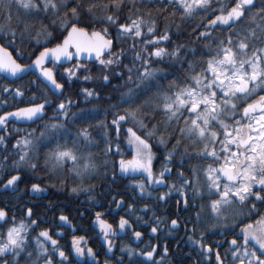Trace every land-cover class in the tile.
<instances>
[{
    "label": "snow or ice",
    "instance_id": "snow-or-ice-1",
    "mask_svg": "<svg viewBox=\"0 0 264 264\" xmlns=\"http://www.w3.org/2000/svg\"><path fill=\"white\" fill-rule=\"evenodd\" d=\"M167 2L178 5L177 10L182 9L181 21L199 16L201 12L205 14L207 24L205 25L203 20L201 21L205 30L198 31L197 26L193 28V33L196 34L195 39L204 42V48L208 50L209 54L207 60H189L188 54L191 53L192 56H195L197 50L188 48L182 43L175 44L171 51L160 46L162 42L172 43L173 25H175V35L179 39L181 25L175 24L174 21L169 23L167 17H164L166 23L163 31H158L157 20L152 17L151 12L147 14V19L144 15L138 14L139 8L135 0H0V8L3 9L2 14L6 20L5 24L0 25V38L7 40V44L0 43V72L16 76L34 67L40 71L44 81L50 84L52 89L63 95L64 84L57 82L53 69L45 67V63L48 61L54 63L70 61L74 57H80L82 53H87L89 57L94 54L95 60L104 70L110 69L112 65L119 66L123 50L120 53H113V39L109 38V27L116 26V39H130L131 47L135 52L132 66L125 65L127 69L125 86L128 87V91L121 93L119 103L116 104L112 103V100L116 99L115 97L105 96L102 91L84 88L82 92L86 100L108 104L111 109L121 108L125 104L129 105L124 108L123 114L118 111L114 112L111 126H114L117 140L123 123L127 121L138 125L139 130L143 133L142 138L133 127H127V143L134 147V155L131 160H119L120 172H140L146 174L149 184L164 183L165 172H170L171 169L166 167L159 173V177L154 176L152 145L149 143L153 137L158 138L159 144L164 146L175 139L172 151H169L166 156L169 161L181 149V163H183V156H188L190 160L211 157L218 166L214 167L213 164H209L203 170L204 185L207 187L209 198L212 197L213 192L218 196V198L211 199L209 206L211 213L218 218L227 219L221 209L238 205L241 208L238 215L251 221H241L243 227L240 228L238 238L242 239L243 243L239 244L238 239H232L230 242L232 247L229 251L239 264H264V211H262L264 209V0H259V6L257 0H231L230 4H221L218 10L219 14L214 18H207L208 12L217 11L212 0H167ZM13 7L17 10L15 26L12 23ZM125 8L128 9L129 15L125 17L126 22L121 23V12ZM20 9L24 10L25 16L37 14L34 19H39V28L35 23L21 19ZM40 13H43L44 17H49V15L52 17V27L54 29L58 27L59 35H54L53 31L49 30V25L39 17ZM175 14V12L170 13L172 16ZM98 24L104 26L100 30H96ZM220 25L228 26L227 29L222 30L227 34L221 37L213 36L212 31L208 29L214 30ZM145 27L146 32L144 31ZM17 31L21 43H24L27 37L29 42L35 40L36 44L42 47L31 63L18 62V60L22 61V53L17 50L18 54L14 57L13 52L9 50V46L16 43ZM33 31L36 33L35 36L32 35ZM53 41L59 42L55 43L54 47H49L48 45ZM137 41H142L143 46L139 49H137ZM149 46H152V51H149ZM72 49L74 52L71 51ZM106 55L107 59L104 58ZM153 58L156 61H164L167 58L173 64L179 65V70L183 73L182 77H177L169 83L167 92L161 97L166 127L164 132L159 135L157 124H152L151 128L148 125L155 119L152 112L160 108L161 104L148 100L141 102L140 93L137 91L139 89L142 92L144 87L156 78L157 73L162 71L159 68L151 67ZM137 62L140 64L139 68L136 67ZM185 64H187V68H184ZM197 65H199V70H197ZM81 67L83 66L78 63L74 69H65L68 79L71 80L75 77ZM113 72L116 76L124 79L123 72H115L114 69ZM134 72L136 73L135 79L133 78ZM83 79L88 81L92 77L85 75ZM101 81V87L112 84L108 74H102ZM4 91H8V89L5 88ZM15 94L20 97L24 95L19 89ZM48 103L49 101L45 99L44 103L0 115V126H5L12 117L27 120L39 117L43 114L45 105ZM72 103V100L68 99L66 103L58 104V110L66 118ZM238 107L242 109L241 119L233 120L229 124L227 118L234 117ZM108 110L104 109L105 112ZM185 112L188 115L183 121L184 126L179 127L180 117ZM76 115L74 113L73 117L75 118ZM173 121L176 122L177 127L172 128V131L169 132L168 127L172 125ZM98 126L105 130L109 128V125L104 121H101ZM52 127L60 128L63 125H53ZM40 135L43 137L45 133L41 132ZM89 135L87 128L81 129L77 133V140L79 137H83L85 141L91 143ZM105 136H107V131ZM77 140L73 141L71 148L67 145H57L45 160V167H51L53 170L61 169L70 161L73 170H75L80 160L77 151L74 150ZM185 141L190 142L193 148L197 143L202 144L203 147L200 151L189 154ZM4 143V137H0V144ZM107 143L105 155L111 151V142L107 141ZM31 144V140L24 138L14 145L15 148L20 149L19 158L18 160L14 159L11 164L15 174L9 173L10 178L6 182H3L0 177V183H3L4 190L12 189L13 192L18 190V185L22 182L20 169L24 165L33 170L37 168V164L29 159ZM217 144H219V150H217ZM119 150V144H117L116 151L119 152ZM7 160L8 157L5 156L4 161ZM106 164L107 161H105V166ZM8 167L7 163H0V172ZM97 167L98 165L91 157L83 165L85 172H95ZM198 167L199 165L192 167L191 174L195 183L186 178L182 180V186L192 187L194 197L203 195L199 183ZM76 174L81 175L79 171ZM179 175L183 177L184 173L180 172ZM51 187H55V185H51ZM135 187L140 190V195H151L144 183H139ZM175 187V185L171 186L172 189ZM47 190L39 183L31 184V191L34 193H43ZM80 190L91 191L92 187ZM77 191L76 188L72 189L73 193ZM177 191L179 190L177 189ZM166 195L170 196L171 190ZM180 195L184 197L183 205L187 209L189 206L187 195L182 191ZM113 199L115 200V197ZM165 199V195L158 197L160 201H165ZM257 202H259V207ZM123 203L122 199L117 201V207ZM244 207L248 208L247 213L242 211ZM201 211H203V205H201ZM27 215L32 217V208L27 209ZM96 215L105 237H107L111 232V225L100 220V213ZM200 215L201 212L196 213L197 220ZM6 217L7 212L0 208V221L5 220ZM60 220L67 222L68 218L61 215ZM156 220L157 224L165 222L160 217H156ZM36 223V220H31L32 225ZM126 226H130L129 221L121 218L120 229L123 230ZM180 227L178 219L170 220V231L178 230ZM25 228L26 225L21 222L19 226L13 223V226L7 229L6 239L0 242V264H19L22 253L25 254L30 264H38L41 256L44 258L43 264H53V258L49 254L46 241L51 243L53 252L58 251L62 260H67L65 253L59 250L58 241L53 239L47 230L40 231L36 238V246L39 251L36 259L33 260V252L27 249ZM158 230V226H152L151 234L155 236ZM133 235L137 240H141L142 233L140 231H134ZM41 237L43 240L40 239ZM188 240L200 245L205 253L212 252V249L203 246L201 241H194L191 236L188 237ZM73 246L76 247L78 255H83L84 250L77 245L75 240ZM109 250H111L110 241ZM156 250V246L151 243L145 250L139 252L126 249L129 254V264H147V262L158 264L154 260ZM87 254L95 257L92 249H88ZM167 254L168 249L165 247L164 255ZM133 257H137V259H133ZM139 257L143 259H139ZM215 259L217 264H223L219 252H216ZM161 260H163V256Z\"/></svg>",
    "mask_w": 264,
    "mask_h": 264
},
{
    "label": "trees",
    "instance_id": "trees-1",
    "mask_svg": "<svg viewBox=\"0 0 264 264\" xmlns=\"http://www.w3.org/2000/svg\"><path fill=\"white\" fill-rule=\"evenodd\" d=\"M212 2L217 11L208 12L207 18H214L215 15L219 14L218 10L221 4H230L231 0H212ZM135 3L139 8L138 14L144 15L145 19H147V14L151 12L152 17L157 20L159 26L158 31L160 32L163 31L164 24L166 23L164 17H167V22L169 23L174 21L175 24L181 25V35L179 39H177L175 35V25H173L172 43L162 42L160 46L166 47L171 51L175 44L182 43L187 45L188 48H195L197 50V55L195 56H192L191 53L188 54L189 60L202 61L209 58L208 50L204 48V42L195 39L196 34L193 33V28L197 26L198 31L205 30L204 26L201 24L202 20L203 24H207V19L203 12L192 19L186 18L184 21H181L180 14L182 9L177 10L179 6L169 4L167 0H135ZM257 5L259 6V0H257ZM161 6H163V8H161ZM16 11V8L13 7V26H15L16 23ZM19 11L21 19L35 23L36 27L39 28V19H34L37 14L25 16L23 9ZM2 12L3 9L0 8V25L6 23ZM171 12H175V16L170 15ZM38 15L44 20V23L49 25V30L53 31L54 35H59L60 30L58 27L56 29L52 27V17L50 15L49 17H44L43 13ZM127 15H129V12L128 9L125 8L121 12V23L126 22L125 17ZM133 18H135V16H133ZM103 26L104 25L98 24L96 30H100ZM227 28V25H220L214 30L211 28L208 30L212 31L213 36L221 37L227 34L222 31ZM144 31H147L146 27ZM116 33V26H110L109 38L113 39L112 52L120 53L121 50H123L119 66L112 65L110 69L104 70L98 61L95 63L73 61L63 67H58L54 64L51 65L57 82L64 84V92L59 99L52 96L34 73H31L16 83H8L4 77L0 76V113L37 104L45 101V99L54 101V105L48 109V115L40 122L27 126L13 124L12 126L6 127L0 133V137H4L5 141L4 144H0V163H7L9 165L6 170L0 172V177H2L3 182H6V180L10 178L9 173L15 174L11 164L14 159L18 160L19 158L20 149L14 147L17 141H21L24 138L32 141L29 147V159L37 164L35 170L29 168L27 165H24L23 168L20 169L22 182L19 183L16 192L11 190L9 192L0 193V208H3L7 212L6 219L0 221V242L6 239L7 229L12 227L13 223L19 226V224L23 222L26 225L24 235L27 238V249L33 252L32 259L35 260L39 251L35 249L37 248L36 238L40 231H49L53 239L57 240V201L60 199V197L58 198L59 194L64 196L69 194L73 188H76L78 190L76 196L71 197L76 201L75 203L71 201L76 205V210L75 213L69 214V216L70 221L76 225L77 231L75 234L77 236H81L80 234H84L90 229L93 216L95 217L97 213H102L104 218L110 221L112 225H117L115 223L116 217L111 214V210L114 208L116 201L122 199L125 203V208L123 211L119 212V215H122L123 218L128 220L132 227L140 231L144 237L143 243L137 248L133 247L130 241L126 239V245L130 246V249L139 252L145 250L151 243V245L157 248L156 253H154V260L157 261L158 264H217L215 259L216 252H219L223 264H239L229 251L232 247L230 242L232 239H238V243L242 244V239L238 238L240 228L243 227L241 221H251L246 220L244 216L238 215L241 211L238 205L227 207L225 213L223 209L221 210L227 219L218 218L211 213L209 207L211 199L218 197L214 196L209 198L207 196L203 170L206 169L209 164H213L214 167L218 165L215 164L210 157L207 159L196 158L190 160L188 156H183V163H181V149L178 150L174 154V158L169 161L166 159V156L169 151H172V145L175 144V139H172L167 143V146H164L159 144L158 138L153 137L149 140V143L152 145V170L154 176L159 177V173L166 167L171 169L170 172H165L164 183L149 184L146 179V174H144L145 177L134 181L124 180L119 177L117 173L119 160L132 159L134 155L133 146L127 143V127H133L142 138L143 133L132 121H127L123 123L120 129L119 139L117 140L114 126H111L114 112L118 111L120 114H123L124 108L129 107V105L125 104L121 108L111 109L108 104L90 99L86 100L82 92L84 88L102 91L105 96L110 95L115 97L116 99H113L112 103L116 104L119 103L121 93H126L128 91V87L125 86L127 77L125 65L132 66L135 52L131 47L132 41L130 39L117 40ZM35 34V31H33L32 35L35 36ZM57 42L59 41H53L48 46L53 47ZM0 43L7 44V40L0 38ZM142 46V41H137V49ZM9 50L13 52L14 57L17 56L18 51L22 53V61L18 60V62L27 64L31 63L39 50H42V47L41 45H37L35 40L29 42L27 37L25 38V42L21 43L19 32L17 31L16 43L15 45H10ZM152 50V46H149V51ZM104 58L107 59V55ZM78 63L83 67L80 68L75 77L69 80L65 69H74ZM204 66L206 67V65ZM136 67H140L139 62L136 63ZM151 67L159 68L162 71L157 73L156 78L144 87L142 92L139 89L137 91L140 93L141 102L148 100L150 102L157 101L161 104L160 108L152 112L155 119L148 125L149 128H151L152 124H157L159 135V133L164 132L166 127L164 123L166 117L163 114L161 97L167 92L169 83L177 77H182L183 73L179 70V65L173 64L167 58H165L164 61H156V59L153 58ZM184 68H187V64L184 65ZM85 69H87V71H85ZM113 69L115 72H123L124 79L116 76ZM142 70L141 68V71ZM197 70H199V65H197ZM102 74H108L110 76L112 81L111 86L101 87ZM85 75H90L92 79L88 81L84 80L83 77ZM135 77L136 73L134 72L133 78L135 79ZM4 86L17 88L22 91L24 95L21 99H16L12 97L11 94L4 93ZM33 97H35V99H33ZM68 99H71L73 103L66 118L58 110V104L60 102L66 103ZM104 109L109 110L105 112ZM74 113L77 114L75 118L73 117ZM187 115L188 113L185 112L184 115L180 117L179 127L184 126L183 121ZM241 116L242 109L238 107L237 114L234 117L227 118V122L231 124L233 120H240ZM101 121L109 125L107 130L98 126ZM53 125H63V127L53 128ZM174 127H177L175 121L168 127V131L171 132ZM84 128H87L90 134L89 139L91 143L85 141L83 137H79L77 140L78 131ZM106 131L107 136H105ZM41 132L45 133L43 137L40 135ZM165 135L167 136V134ZM74 140H77L76 149L74 150L77 151V155L80 157L75 170H73V165L70 161L61 169L53 170L51 167H45V160L48 158L51 151L56 149L57 145H67L71 148ZM107 141L111 142V151L105 155V150L108 147ZM117 144H119V152L116 151ZM185 144L188 145L189 154H194V152L200 151L203 147L202 144L197 143L193 148L188 141H185ZM128 145L131 148L130 152L128 150ZM216 147L217 150H219V144H217ZM5 156L8 157L7 161H4ZM89 157L98 165L95 172H85L83 169V165ZM105 161H107L106 166ZM196 165H199L197 171L200 177L199 183L202 187L203 195L194 197L192 187L182 186V180L186 178L195 183L191 173L192 167ZM77 171H79L81 175H77ZM180 172L184 173L183 177L179 175ZM113 177H115V179H113ZM131 182L144 183L147 187V191L151 195H140V190L137 189V187L129 185ZM32 183H39L41 187H46L49 193L48 196L43 199L31 198L29 196V189ZM51 185H55V187H51ZM172 185L176 186L175 189L171 188ZM2 186L3 183H0V189ZM90 186L92 187L91 191L80 190L88 189ZM177 189L179 191H177ZM170 190L171 195H166ZM181 191L185 192L187 195L189 201L187 209L184 208V197L180 195ZM161 195L166 196L165 201L158 200V197ZM113 197H115V200ZM68 200L70 199L68 198ZM178 201L179 203H177ZM201 205H203V211H201ZM257 206L259 207V202H257ZM28 208H32L33 210L32 217H28L27 215ZM145 209H147V211H145ZM242 211L247 213L248 208L244 207ZM262 211H264V209H262ZM197 212H201L199 220L196 218ZM138 217L140 219H137ZM156 217L162 218L165 222L157 224ZM171 219L179 220L181 227L178 230L170 231ZM31 220H36L37 223L32 225ZM152 226H158L159 229L155 236L151 234ZM193 228H195V231H193ZM61 229L68 230L69 228L61 225ZM189 236H191L194 241H201L202 245L211 248L212 252L205 253L200 245L188 240ZM40 239L43 240L42 237ZM45 243L48 246L49 254L53 258V264H62L57 263V255L55 256V252L52 251V247L49 243L47 241ZM93 246H95V244H93ZM165 247L168 249V254L166 256L164 255ZM101 248L102 247L99 246L94 247L95 250H103ZM242 251L243 249L241 248V252ZM21 256L22 258L19 264H30L25 254L22 253ZM162 256L163 260H161ZM43 259L44 258L41 256L38 264H43ZM133 259H137V257H133ZM139 259L143 258L139 257ZM103 262H107V264H119L118 259L114 257L112 259L103 258ZM70 264L75 263L72 261ZM122 264H129V256L127 254L125 262ZM147 264H151V262H147Z\"/></svg>",
    "mask_w": 264,
    "mask_h": 264
},
{
    "label": "flooded vegetation",
    "instance_id": "flooded-vegetation-1",
    "mask_svg": "<svg viewBox=\"0 0 264 264\" xmlns=\"http://www.w3.org/2000/svg\"><path fill=\"white\" fill-rule=\"evenodd\" d=\"M8 83H10V82H8ZM5 88L8 89V91H4L5 94H11V96L16 98V99L22 98V97L17 96L15 94L17 88H13V87L11 88V87L4 86V89ZM5 113H7V112H5ZM5 113H0V115H4ZM12 125L13 124H9L8 126H12ZM67 196H69V197H67ZM75 196H76V193H73L72 191L69 192V194H66L64 196H62L61 194H59V196H58V198L60 197V199H59V201H57V221H58V223H57V226H58L57 227V241L59 244V250L63 251L65 253V255L67 256V260H62V258L59 256V252L57 251V252H55V256L57 255V263L70 264V262L73 261L76 264V261L73 258V255L71 253V244H72V241L74 239L84 238V241L81 243L80 247L84 250L83 256H84L85 261L87 259V250L92 249L93 253L95 254L94 258L100 260L101 264H104L103 258L106 257V250H105V248H104V246L100 240L102 234H98V233L93 232L91 230V224H90V229H88V231H86L84 234H80L81 236H77L75 234L77 231V228H76V225L70 221V216H69V214L75 213V210H76L75 209L76 205L73 204V202H71V201H74V203L76 202L75 200H73L71 198V197H75ZM68 198L70 200H68ZM101 214L102 213H100V215ZM61 215L66 216L68 218L67 222L60 220ZM94 218L95 217L93 216V219ZM121 218H123L122 215L119 217L117 216L115 218L116 219L115 223L117 225H112L110 222H108L109 225L111 224V227L113 229V233H115V234L114 235L112 234L111 236L106 237V239L111 242V246H113L115 244L117 247L116 251L114 252V258L118 259L119 264H121V261H122V263L125 262L126 254L124 252H121V247H123V245L126 243L125 240L128 239V241L131 242L133 232L138 231L134 228L132 231L126 230L125 238L117 239L115 235L118 233L119 221ZM61 225H64L65 227H67L69 229L68 230H62ZM48 243L51 246V243L50 242H48ZM92 243L95 244V246H93ZM96 246L102 247L101 249H103V250H95L94 247H96ZM85 264H86V262H85Z\"/></svg>",
    "mask_w": 264,
    "mask_h": 264
},
{
    "label": "water",
    "instance_id": "water-1",
    "mask_svg": "<svg viewBox=\"0 0 264 264\" xmlns=\"http://www.w3.org/2000/svg\"><path fill=\"white\" fill-rule=\"evenodd\" d=\"M71 51L74 52V49H72ZM73 61L83 62V63H95V62H97L95 60V55L94 54L91 57H89L87 53H82L80 57H78V58L74 57L70 61L64 60L61 63H54L52 61H48V62L45 63V67L49 68L50 64H54L56 66L63 67V66H66V65H68L69 63H71ZM31 73H35L38 76V78H39V80H40V82L42 84H44V85L47 84V82L44 81V78L41 76L40 71L38 69L34 68V67L32 69H30L29 71L24 72V73H20V74H18L16 76H12L9 73H3V72H0V76L5 77L9 82H17L18 80L27 77ZM47 89L55 97H58V98L62 97V95L59 92H56L54 89H52V86L50 84H47ZM54 92H55V94H54ZM52 105H53V102L49 101V103L45 105L43 114L41 116H39V117H34L32 120H27V119H23V118L16 119L14 117L10 118L5 126H0V133L9 123H13V124H16V125H19V126H23V125H29V124H33V123L39 122L40 120H42L46 116V114H47L46 109L52 107ZM16 111L17 110L12 111V112H16ZM118 174H119V176L121 178L131 179V180L139 179L142 176L140 172H137V173H131V172H129V173H121L120 170H119V166H118ZM11 190L12 189L4 190L3 186H2L1 189H0V193L9 192ZM48 194H49L48 190L46 192H43V193H34V192L31 191V187L29 189V196L31 198L43 199V198L47 197ZM118 201H120V200H118ZM124 208H125V203H123V205H121L120 207H117V204H116L115 208L112 210V214L116 215L119 212H121ZM104 223L109 225L106 222H104ZM129 225L130 226H126L125 229H123V230H121L120 227H119L118 233L115 235L117 239L124 238L126 236V229H128L129 231H132L131 224L129 223ZM91 228H92L93 231H95V232H97L99 234H102L100 240H101L102 244L104 245V247L106 248V257L112 258L113 254H114V252L116 250V245L114 244L111 247V250H109V241L106 239L105 234H104V230H102L101 224L97 220V217L93 220V222L91 224ZM112 233H113V229L111 227V232L108 234V236H111ZM74 240L77 242V245L80 247L81 243L84 241V238L83 239H74ZM143 240H144L143 235L141 237V240H137L134 237V235H132L131 243H132L133 246L138 247V246H140L143 243ZM73 241H72V244H71V253H72L75 261L77 262V264H85V262L87 264H100L98 259L93 258L92 256H89L88 254H87V259L85 261L83 255H78L77 254L76 247L73 246Z\"/></svg>",
    "mask_w": 264,
    "mask_h": 264
},
{
    "label": "rangeland",
    "instance_id": "rangeland-1",
    "mask_svg": "<svg viewBox=\"0 0 264 264\" xmlns=\"http://www.w3.org/2000/svg\"><path fill=\"white\" fill-rule=\"evenodd\" d=\"M138 126V125H137ZM128 150H129V152L131 151L130 149V146L128 145ZM125 151H126V149H125ZM133 151H134V147H133ZM123 152V151H122ZM211 158V157H210ZM212 159V158H211ZM131 160V159H130ZM208 167V166H207ZM142 174H144V173H142ZM204 176V175H203ZM71 177V176H70ZM139 183H142V182H131V184L129 183V185H131L132 187H135L137 184H139ZM206 187V186H205ZM138 189V188H137ZM206 193H207V196H208V190H207V187H206ZM214 196H217L216 194H215V192H213V195H212V197H214ZM209 197V196H208ZM218 197V196H217ZM226 208L227 207H224V208H222L223 209V211H224V213L226 212ZM221 209V210H222ZM101 216V220L102 221H104V222H110V221H108L106 218H104V216L101 214L100 215ZM131 247L130 246H128V245H126V243L123 245V247H121V252H124L125 254H127L128 256H129V254H128V252L126 251V249H130ZM36 250H37V248H35ZM136 251V250H135ZM138 252V251H137ZM104 264H107V263H104Z\"/></svg>",
    "mask_w": 264,
    "mask_h": 264
}]
</instances>
